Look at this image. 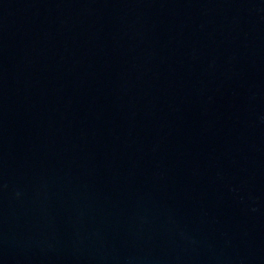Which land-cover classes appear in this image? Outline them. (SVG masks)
Instances as JSON below:
<instances>
[{
  "label": "water",
  "instance_id": "1",
  "mask_svg": "<svg viewBox=\"0 0 264 264\" xmlns=\"http://www.w3.org/2000/svg\"><path fill=\"white\" fill-rule=\"evenodd\" d=\"M0 264H264V0H0Z\"/></svg>",
  "mask_w": 264,
  "mask_h": 264
}]
</instances>
